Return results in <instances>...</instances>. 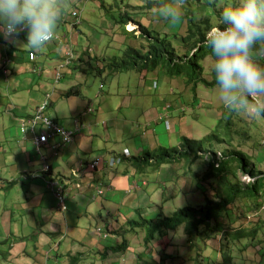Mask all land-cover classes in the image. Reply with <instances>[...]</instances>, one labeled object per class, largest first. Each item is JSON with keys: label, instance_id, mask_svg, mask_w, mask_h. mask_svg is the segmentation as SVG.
Segmentation results:
<instances>
[{"label": "rangeland", "instance_id": "rangeland-1", "mask_svg": "<svg viewBox=\"0 0 264 264\" xmlns=\"http://www.w3.org/2000/svg\"><path fill=\"white\" fill-rule=\"evenodd\" d=\"M106 1L110 2V10H112V12L108 11L109 8H106L105 4L101 3V0L64 1L66 8H74L79 10V26L84 34L88 33V29L90 27L97 29L94 27V25L96 24L98 26L102 21L104 22V24H100L98 26L100 34L97 35L99 39H101L103 36V41L99 43V48L97 51L94 47L95 52L98 55H120L126 44L138 47L142 42L137 36L139 34V25L136 23V21L139 24L150 28L152 33L157 32L158 34L165 36L173 34L172 30L176 27L173 26L174 23H169L159 16V9L163 7V5L165 6L168 4L170 0H154V5L150 8H147L148 5L145 4L146 1L150 0H130L128 5H130V3L135 5V11L133 12L132 17L135 21L132 20L124 25L113 23V20L111 21L110 19L111 16H114V14L116 15L119 10L123 11V3L127 2L125 0H122V2L121 0ZM185 1L190 2L186 4ZM235 2L236 0H223L222 2H217L216 6L222 7V5L225 3H228L227 6H229ZM181 3H183L184 6L181 5ZM181 3L180 7L183 10V14L185 11H190L191 16L193 17V15H195V19H198L204 13L201 7L198 5H203V2H197L196 0H181ZM99 6H101V8H99ZM128 9H131V7ZM210 22L215 26L217 24V18L214 15H211ZM185 27L186 22L184 20L182 24H179L178 36L176 37L175 43L176 49L179 51L183 50L180 37H182V35L185 33ZM88 34H91L90 30ZM95 34L96 33H94V35ZM82 37H84V35H82ZM211 62V57L209 55L201 60V65L203 67V77L206 80L210 79ZM99 64L101 68L93 70V72L101 70V72H99L101 75L96 74L94 76L83 74L81 75L82 82H87L89 80V84L84 83L81 85V87L78 86V89L81 90V93L83 94V99H86L84 111L86 110L88 104L87 100L92 101L91 104L95 107V109H98L97 113H95V110L94 112H82L80 114L82 118V128L85 129L87 127L85 130H75V127H73V120L71 118L67 102L63 101V103L59 105V108L54 110L49 109V113L52 116H55L59 122L65 125L63 126L67 130H71L73 133L71 141L66 143H61L59 141V147L53 153H51L52 160H54L55 165L53 169L55 174L58 172L64 173L69 171L76 157L85 160V158H91L95 155L92 152H87V149L85 152H83V149L80 150L79 147L76 148L74 142L68 144L72 142L76 136L78 138L82 137L84 140H90V142L92 141L93 147L101 145L104 146L105 149H107V146L110 147L108 148V152L105 153V155L107 156L108 154H111L110 156L112 158L121 159L122 157H128L126 151L123 150L125 145L130 148L131 153L134 155H136V147H142L146 150H148V148L157 147L154 149L155 151L152 154H161L159 147L165 148L178 146L181 135H185L193 139L205 137L214 128L215 124L219 121V118L222 115L226 116L228 114L225 112L217 98L215 86L205 88L203 85H201V83H199L196 89V103H194L192 99L193 95L191 92V87L185 86L181 77H168L165 72H160L158 69L154 70L153 73L148 72L145 79H143V76L137 72H134V70L111 74L107 72L108 69L102 68V64L98 61L97 66H99ZM13 66L15 69L17 68L15 64H13ZM35 73L36 72L29 70V68L24 64L23 70L16 74L17 80L21 82L19 90L24 92L25 96L28 98L30 97V99L36 96L35 92L37 91L32 90L29 92V85L24 88L23 81L30 80L34 84H40L41 78L40 76H37L34 79L33 75ZM89 74H92V72ZM0 84L2 85V88L7 85H11L8 79H1ZM37 94L40 97V92H37ZM16 98L19 99L20 95H17ZM168 105H170V108ZM3 107L4 106L0 105V111L3 110ZM9 107H15L17 110L20 109L19 105L15 103L9 105ZM146 108V113L143 114V111ZM67 109L68 112L66 117L60 115L61 112L66 113ZM157 110H159V112H157ZM151 114L155 116V120L145 123L142 119L143 115H150L151 117ZM232 115H235V117H238L242 120V122L244 121L246 123L251 122L252 119L256 127L253 125L252 126L254 128H251V126H245L246 132L249 133V142L254 141V138H259L262 142V139L264 138V136L261 134L262 132L264 133V115L251 117L250 115L240 112H233ZM5 116V114L0 113V123L5 121ZM162 116L171 117L170 125L169 123L165 124L164 121L158 120V118ZM178 117H183L184 120L180 121ZM62 118H67V122ZM90 119L92 120L90 121ZM165 120L169 121L167 118ZM235 120V127L239 129L241 121H238L237 119ZM5 125L7 128L3 131L1 130L2 127L0 126V145H3L6 151L0 154V156H5L7 161H12V156L21 162L25 161V154L20 151V148L26 146L28 150H31L33 147L32 144L28 140L27 135H25L19 129V121L17 123H5ZM166 126L169 127V130H167ZM87 132H91L92 134ZM148 133L151 134L149 139L152 138V145L148 144ZM236 138L237 137L235 136L232 140V144H236ZM114 141H117V143L121 142L122 144L115 145L113 144ZM17 142L22 145L20 148L16 146ZM7 144L14 145V151L12 155L7 153ZM216 146L219 147L217 148L219 150L220 145L218 146L215 144V147ZM131 147L134 148L131 149ZM239 147L245 150L247 153L255 155L257 158L260 156L262 157V155L258 154V150L263 148L261 143L253 145L247 143L244 145H239ZM55 153L57 154L54 155ZM129 158H122L121 161L115 166L118 165V169L121 170L123 169V166L126 164V162L130 161L131 168H134L136 171H141V178H139L137 181L141 182V180H144V184H146V182L148 183L147 186L149 187H142L146 194L149 192V190L153 189V193L150 195V200L149 196L146 198V207L144 209L147 211L142 214L145 215L146 218H152L155 216L154 214L160 211V209L162 214L170 215L172 211L182 205L187 203L197 205L202 201L204 194L201 193L199 188L195 187V184L192 181V173L190 172L196 171L197 174L201 175L202 172L206 170L207 164L201 162L200 159L189 164L188 169L190 171H188L187 168H183L185 167L186 163L184 160H180L179 163L161 164L159 167L154 168L156 166L150 165L147 167V165H145L146 163L136 162L134 160H130ZM50 159L51 157L47 155L46 162L50 163ZM33 162L35 161H32V163ZM256 165L258 169L264 170V160L257 162ZM144 167L147 168L145 170H141V168ZM86 173L77 175H82V177H84L88 175V173ZM62 175L63 174H60L58 177H61ZM0 177L9 178L10 176L0 168ZM120 177L124 178L126 176L122 175ZM240 178L244 182L250 180L248 175H240ZM32 180H35L36 183L41 184L45 194L49 197L48 199L55 203L53 192L51 191L52 189L50 190V186L46 183L43 184L41 179L36 178ZM96 184L97 181H94V186ZM25 185H27V183ZM139 185L141 186V184ZM136 188L138 189L139 186L137 187L135 184L132 185V189ZM82 190L85 191V187H82ZM22 196L23 194L20 187L18 189L15 187L9 188V186L1 188L0 213H2L3 209H9L10 211L14 210V212L11 214L13 218L21 219L27 216L28 212L25 209H21L19 206L20 202L17 203L16 200L11 202V200L13 201L14 197ZM89 203L93 204L94 202L89 199ZM67 204L71 206L69 199H67ZM238 210L240 209L238 208ZM33 211L34 214L32 215L35 220L29 217V222L32 225L23 226V229L19 228V231L22 234L27 235L28 232L35 231L39 225V219H42V217H40L41 210ZM121 212L125 214L127 209L125 207H121ZM233 212H235L234 207ZM103 215L104 221L108 220L109 222H112L111 219L113 217H107L106 219V214ZM256 215L257 216L254 219L263 220L264 208L258 210ZM27 220L28 218L26 217V221ZM1 223L2 222L0 220V264H27V262L28 264H42V261L46 264H59L57 261L59 258L56 260V257H59L60 253H63L62 246H60V250L57 248L49 249L48 247H45L46 245L39 240V233L41 230L37 231L38 235H28L25 238L18 236L6 238L2 235L5 231ZM101 223L103 222H100V224ZM45 224L46 223H44L43 226ZM256 224L258 223L254 220H250L246 226L249 229L253 228L252 225ZM18 226L19 221L15 220L13 224H7L5 229L12 227L10 229L14 228L15 232L18 233ZM119 227L114 226L115 229H119ZM232 227L233 226H226L225 229L226 231H232ZM36 238H38V243H35ZM41 238H43V236H41ZM127 238H129L130 242L132 243V248L134 250H131L130 253H118L123 259L126 258L125 261L130 259L127 258L129 255L132 257H139V261L147 260V255L141 256L143 251L156 258L158 256H160L159 258L163 256L164 259H162L161 262H165V264H198L197 260H200L197 258L195 261L196 254L194 251H190L188 245L185 243V236L181 227L177 228L176 230H167L163 234L156 235L153 240L147 243V248L144 247L145 243L143 230L137 229L135 233L128 232ZM263 238L264 227L258 230L252 239L242 238L240 243L243 245L242 249H238L233 242L231 243L226 241L227 239H224V241H226L225 243L228 245L229 252L232 254V264H257L258 260L261 259L259 254L264 243H261L260 239ZM14 240L17 241L14 242ZM20 241H22L23 245L27 247V250L30 251L26 256L20 254L17 256L16 260L12 261L13 254L15 253L16 247ZM8 244L9 246L12 244V247H8ZM199 245L201 248L203 247L202 241H200ZM206 245L214 246V248H216L218 245L217 238H213L211 241H208ZM35 247H40L42 252L41 255L39 249L35 250ZM31 249L33 250L31 251ZM201 253L203 256L208 255L210 257H215L217 260V262L216 260L215 262L217 264L221 263V257L218 251L211 252V249L210 251L204 249Z\"/></svg>", "mask_w": 264, "mask_h": 264}, {"label": "crops", "instance_id": "crops-1", "mask_svg": "<svg viewBox=\"0 0 264 264\" xmlns=\"http://www.w3.org/2000/svg\"><path fill=\"white\" fill-rule=\"evenodd\" d=\"M102 3L105 4L106 8H109L108 11L112 12V10H110V2L102 0ZM128 4L123 3V11L129 12L130 16L133 17L135 5L132 3H130V5ZM129 7H131V9H128ZM99 8H101V6H99ZM71 12H76L80 17L79 10L74 8H65L61 19L54 29V33L60 37V39H58L59 42L57 40L48 41V43L39 50L31 49L26 44H24V31L15 38L14 43L0 40V63L2 58L5 56L10 57L11 59L10 64L6 67V74L0 66V81L1 79H8L9 83L11 84L5 86L4 88H2V85L0 84V105L4 106L0 113L6 115L5 121L0 123L2 131L7 128L5 123H17L22 117L33 113L35 107L46 94L50 95L49 109L54 110L59 108V105H61L64 101L67 102L68 107L71 106L69 111L72 120L76 117H79L82 120L80 114L82 112H86V110L84 111L86 99H83V94L81 93V90L78 89V86L81 87V85L84 83L89 84V80L87 82H82L81 75L83 74L94 76L96 74L101 75L99 70L97 72H93V70H96L93 62L95 59L102 57V54L98 55L95 52L94 47L97 51L99 48V43L103 41V36L101 39H99L97 35L100 34L98 26L100 24H104V22L102 21L98 26L95 24L94 27L97 29L90 27L88 29V33L90 30L91 34H84L79 26L80 21L78 22L79 24L75 23ZM110 20L112 21V19ZM94 33L96 34L94 35ZM82 35H84V37H82ZM67 45L69 46V49H67ZM29 51L34 53L33 60L29 59L28 57L27 53ZM64 60H66V62L63 64V69L61 70L62 74L58 80H55V72L57 67ZM13 64L17 66L16 69ZM24 64L29 68V70L36 72L33 75L34 79L37 76H40L41 79L40 84H34L30 80H24L23 87L25 88L27 85H29V92L32 90L40 92V97L37 92H35L36 96L30 99V97L28 98L25 96L24 92L19 90L21 82L17 80L16 74L23 70ZM90 67H92V69H90ZM90 72H92V74H89ZM17 95H20L19 99L16 98ZM87 102L88 106L92 101L87 100ZM13 103L19 105L20 109L17 110L15 107H9V105ZM146 110L147 108L143 111V114L146 113ZM94 111L97 113L98 109H95L94 107ZM157 112H159V110H157ZM49 115L59 122L55 116H52L50 113ZM154 117V115L151 117L150 115H143L142 119L145 123H147L149 121L155 120ZM62 119L67 122V118ZM178 119L180 121L184 120L183 117H178ZM91 120L92 119H90V121ZM59 123L61 126L64 125L61 122ZM82 126L83 125H81L80 130H85L87 128L86 127L83 129ZM87 133L92 134L91 132ZM150 136L151 134L148 133V144L152 145L153 140L152 138L149 139ZM27 138L29 140V137ZM73 142L75 143L76 148L79 147L80 150L83 149V152H85L87 149V152H92L95 155L91 158H85V160L76 157L69 171L64 173L58 172L55 174L53 171L55 165L54 160H52L51 151L48 150V147L42 148L43 152L46 154V161L47 155L51 157L49 164H51L52 173L57 176L63 174L61 177H56V180L61 185V189L65 194V209L63 211L59 209L58 200L56 199L54 193V190L59 186L51 185L50 188V190L52 189L51 191L53 192L55 200L54 203L48 199L49 197L45 194L41 184H38L35 182V180H32L36 178L41 179L43 184H47L46 180L50 178L40 175L43 160L39 158V156L33 150V147L31 150H28L26 146L20 148L22 145H20L18 142L16 143V146L20 148V151L26 155H24L25 161L23 162L17 160L13 156L11 158L12 161H7L5 156H0V168L9 176H11L12 179L16 178V181L14 180V184L10 186L8 184L7 186H9V188L15 187L16 189L20 187L23 194L22 197H14L13 201L11 200V202H14L15 200L17 203L20 202L19 206L21 209H25L28 212L27 216L18 219V231L19 228L23 229V226L32 225L29 222V217L35 220L32 215L34 214L33 210H41L40 217H42V219H39V225L37 229L33 231V235H38L37 231L41 230L39 233V240L46 245L45 247H48L49 249L57 248L60 250V246H62L63 253H60V256L56 257V260L59 258L57 260L59 264H165V262H161L162 259H164L163 256L161 258H159L160 256L156 258L148 253H145L144 251L141 253V256L147 255V260L141 261H139V257L133 256V258L131 255L127 257L130 259L125 261L126 258L123 259L122 256L118 254L119 252L130 253L131 250H134L132 248V243L130 242L129 238H127V223L130 220L138 218V211H141L139 212L140 215L147 211L144 209L146 207V198L149 196L150 200V195L153 193V189H151L147 195L142 187L149 186L143 185V180H141V182L137 181L139 178H141L139 174L141 172L131 168L130 161L126 162V164L123 166V169L121 170L118 169V165L108 167L105 165V162H101L95 168H89L85 166L80 167V163L91 161L94 158H102L103 161H105L111 155H105V153L108 152V148L110 147L107 146V149H105L102 145L93 147L92 141L90 142V140H84L82 137L78 138L77 136L72 142L68 144ZM113 144L121 145L122 143H117V141H114ZM6 147L7 153L12 155L14 151V145L7 144ZM133 148L134 147H131V149ZM123 150L126 151V154L129 158L131 156L142 154V152L146 149L142 147H136V155L132 154L130 148L126 145L123 147ZM5 151L6 150L4 146L0 145V154L4 153ZM32 161L35 162L32 163ZM86 172L88 173L87 176H78L79 174H84ZM122 175L126 177H120ZM94 181H97L95 186ZM134 182L135 184H141V186H139L138 189H132ZM26 183L27 185H25ZM107 185L110 186L109 189L107 188ZM2 186H4V184ZM82 187H85V191L82 190ZM97 189H102L103 193L96 195L95 192ZM67 199H69L71 206L67 204ZM89 199L94 202V205L89 203ZM121 207H125L127 209L125 214L121 212ZM103 214H106V219L107 217H113L111 219L112 222H109L108 220L104 221ZM7 216L8 213H6L4 217ZM26 217L28 218L27 221ZM144 217L146 216L144 215ZM100 222L103 223L100 224ZM44 223L46 224L43 226ZM114 226L120 227L119 229H115ZM97 228H100V233L97 232ZM121 230H124V232ZM121 232L123 234H119ZM13 235L22 237L25 234L20 235L19 233L14 232ZM41 236H43V238H41ZM122 236L127 239V246L123 251H115V248L122 240ZM37 239L38 238L35 239V243H38ZM144 247L147 248L146 245H144ZM33 249H31V251ZM38 249L41 255L42 252L40 247H38ZM29 251L30 250H27V247L23 245L22 241H20L16 247L15 253H12V261L16 260L17 256L20 254L26 256ZM42 264L46 263H43L42 261Z\"/></svg>", "mask_w": 264, "mask_h": 264}, {"label": "trees", "instance_id": "trees-1", "mask_svg": "<svg viewBox=\"0 0 264 264\" xmlns=\"http://www.w3.org/2000/svg\"><path fill=\"white\" fill-rule=\"evenodd\" d=\"M125 1L128 4L130 0ZM196 1L203 2V5L198 4L204 12L201 17L195 19V15L192 14V17L190 11H185L182 19L173 24L176 27L172 30L173 34L169 36L157 32L152 33L150 28L136 21L139 25L137 36L142 43L138 47L126 44L120 55H103L95 59L93 62L95 68H101L100 65L97 66L99 61L102 68L108 69V73L114 74L134 70L143 78L148 72L153 73L154 70L158 69L160 72H165L168 77H181L185 86L191 87L192 99L196 103V89L199 83L205 88L215 86L211 71L210 79H204L201 60L208 55L210 56V50L205 45L206 34L218 25L221 11L228 7V3L223 4L222 7L216 6L217 2L223 0ZM189 2L185 1L186 4ZM145 4L148 5L147 8H150L154 5V0L146 1ZM211 15L217 18L215 26L210 22ZM111 19L113 23L119 25L134 20L129 12L122 10H119L116 15H112ZM184 20L186 22L185 33L180 37L183 50L179 51L176 49L175 43L179 24H182ZM250 55L254 62L264 67V46L258 44ZM168 107L170 108V105ZM235 119L241 121L239 129L235 127ZM252 125L256 127L252 119L251 122L246 123L235 115L233 116L232 113H228L219 118L214 128L205 137L193 139L181 135L178 146L159 147L161 154H152L157 148L153 147L143 151L140 155L131 156L130 160L146 163L147 167L154 165L156 166L154 168H157L161 164L179 163L180 160H184L186 163L183 168L190 171L188 165L198 159L206 163L207 167L201 175L197 174L196 171H190L195 187L204 194L199 204L187 203L176 208L170 215L162 214L160 209L152 218H143L138 213V219L128 221V232L135 233L137 229H142L144 231V243L147 245L156 235L181 227L185 236V243L189 250L196 254L195 261L197 258L200 259L197 260L198 264H217L215 257L202 255L201 252L204 249L209 251L211 249V252L218 251L221 257L220 264H232V254L225 242H233L238 249H242L243 245L240 244L242 238L252 239L256 232L264 227V219H254L257 216V211L264 208V170L258 169L256 165L257 162L264 160V138L262 142L259 138H254V141L249 142V133L246 132L245 126L254 128ZM261 134L264 136L263 132ZM235 136L237 137L236 144H232ZM247 143L252 145L261 143L263 148L259 149L261 151L258 150V154L262 157L257 158L239 147V145ZM215 144L220 145L219 150ZM147 167L141 168V170ZM47 174H50V170ZM240 175H248L250 180L244 182ZM233 207L235 212H233ZM250 220H254L258 224L252 225L253 228L248 229L246 224ZM226 226H233L232 231H226ZM121 231L124 232V230ZM213 238H217L218 245L216 248L206 245ZM224 239L227 240L224 241ZM200 241L203 243L202 248L199 245ZM260 242L264 243V238L260 239ZM126 246L127 239L122 236V240L115 251H123ZM259 255L261 259L258 260L257 264H264V245L261 247Z\"/></svg>", "mask_w": 264, "mask_h": 264}, {"label": "clouds", "instance_id": "clouds-1", "mask_svg": "<svg viewBox=\"0 0 264 264\" xmlns=\"http://www.w3.org/2000/svg\"><path fill=\"white\" fill-rule=\"evenodd\" d=\"M180 3L181 0H170L168 4L159 9V16L169 23L180 21L183 15ZM65 8L66 4L64 0H0V40L14 43L15 38L24 31V44L34 50L43 48L51 40L59 42L58 39L60 37L54 33V29L61 19ZM72 17L75 23L79 22L77 13L76 17L73 15ZM258 44L264 46V0H236L234 4L225 7L221 11L218 25L206 34L205 45L210 50L212 61L210 71L215 82L217 98L226 113L240 112L250 116H261L264 113V67L254 62L250 55ZM67 49H69L68 45ZM27 54L29 59H34L33 52L29 51ZM10 62L11 59L8 56L3 57L1 60L0 66L5 74L7 73L6 67ZM65 62L66 60L58 65L55 72V80L60 78ZM58 71H60V76L56 78ZM42 102H47L46 115L60 125L49 115L50 95L46 94L35 107L33 113L20 119V130L21 124L35 113L37 107ZM89 107H92L93 110L88 111ZM68 109L66 113L61 112L60 115L66 117ZM86 112H94V106L92 104L88 105ZM166 118L169 121L165 120ZM170 119V116L158 118L159 121H164L165 124L169 123V125ZM81 125V119L78 117L76 124H74V127H77L75 130L80 129ZM61 127L66 129L63 126ZM166 128L169 130L168 126ZM21 131L29 137L33 149L37 152L39 158L43 160L40 175L50 177L46 180L50 188L51 185H55L61 189V185L56 180L58 176L52 173L51 164L46 162V154L42 150L43 147H48V150L53 153L54 150L50 147L51 142L41 144L37 149L34 144V135L28 130ZM59 140L57 136L53 138L55 142ZM111 158L109 156L105 161L102 158H94L91 161H86L87 163H80V167L95 168L101 162H105V165L108 167H113L121 161L119 158H113L115 161L111 163ZM44 164H47V169L43 168ZM49 170L50 174H47ZM14 180L16 181V178L12 179L11 176L9 178L0 177V189L7 187L8 184L9 186L14 184ZM142 182L143 185H148L147 182L144 184V180ZM3 184L4 186H2ZM135 185L140 186L139 184ZM107 188L109 189L110 186L107 185ZM56 190H54L55 197ZM97 190H101L102 192L97 193ZM97 190L95 192L96 195L103 193L102 189ZM61 192L64 203L65 194L62 189ZM60 210L63 211L64 209ZM13 212L14 210L3 209L2 213H0L1 224L5 231L2 235L6 238L15 237L13 235L15 232L14 228L5 229L7 224L11 225L15 220L18 221V219L11 217ZM6 213H8L9 217H4ZM139 216L146 218L144 215H140V213ZM97 232L100 233V228H97ZM18 233L24 235L20 231ZM28 235L32 236L33 232H28L27 235L22 237L25 238ZM10 246L12 247V244ZM10 246L8 244V247ZM36 249L38 248L35 247Z\"/></svg>", "mask_w": 264, "mask_h": 264}, {"label": "built area", "instance_id": "built-area-1", "mask_svg": "<svg viewBox=\"0 0 264 264\" xmlns=\"http://www.w3.org/2000/svg\"><path fill=\"white\" fill-rule=\"evenodd\" d=\"M72 15L76 17V13L73 12ZM53 37V36H52ZM32 56V55H30ZM60 76V71L56 73V78ZM47 102H42L36 109L35 113L28 117L22 124L21 130H28L34 135V144L38 149L41 144L50 143V147L55 151L59 147V141L61 143H66L71 141L73 133L71 130H66L58 125L56 122L51 120L48 115H46ZM92 107L88 108V111H92ZM76 124V123H75ZM77 129V127L75 128ZM59 137V141H53V138ZM113 158L110 159V162H114ZM47 164L43 165L44 169H47ZM101 190H97V193H101ZM56 197L58 199V206L60 209H65L63 203V194L60 187L56 190Z\"/></svg>", "mask_w": 264, "mask_h": 264}, {"label": "bare ground", "instance_id": "bare-ground-1", "mask_svg": "<svg viewBox=\"0 0 264 264\" xmlns=\"http://www.w3.org/2000/svg\"><path fill=\"white\" fill-rule=\"evenodd\" d=\"M77 120H78V117L74 118V119H73V124H75ZM56 154H57V153H55L54 155H56ZM64 206H65V205H64Z\"/></svg>", "mask_w": 264, "mask_h": 264}]
</instances>
